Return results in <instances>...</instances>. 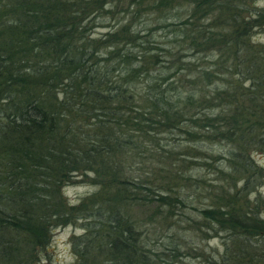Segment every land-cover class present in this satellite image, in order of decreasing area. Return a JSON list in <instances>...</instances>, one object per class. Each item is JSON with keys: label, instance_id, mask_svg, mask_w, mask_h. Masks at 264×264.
Returning a JSON list of instances; mask_svg holds the SVG:
<instances>
[{"label": "trees", "instance_id": "1", "mask_svg": "<svg viewBox=\"0 0 264 264\" xmlns=\"http://www.w3.org/2000/svg\"><path fill=\"white\" fill-rule=\"evenodd\" d=\"M111 1L0 0V264H37L67 225L82 230L73 264H264V10L147 0L159 16L126 9L94 36ZM174 130L215 181L197 205L190 173V242L174 231L188 207L176 176L133 174L156 159L147 144L185 165L159 145ZM90 174L96 189L68 203L62 188Z\"/></svg>", "mask_w": 264, "mask_h": 264}, {"label": "rangeland", "instance_id": "2", "mask_svg": "<svg viewBox=\"0 0 264 264\" xmlns=\"http://www.w3.org/2000/svg\"><path fill=\"white\" fill-rule=\"evenodd\" d=\"M147 0H142L139 4H136L135 0H133L134 3L129 4V0H112L109 2L106 6H104V10L108 11L105 15V18H102L103 20H99L97 24L100 26H96L94 28V36H99L103 31H106L107 29H110L109 26H112L115 21L117 20L118 23L122 22L124 19L129 20L127 17L126 9L127 11H138L141 12L142 15V21L149 22L151 18H155L160 15L158 12L150 11L146 13V9L148 5H146ZM148 3V2H147ZM135 4V5H133ZM257 7H260L262 10H264V0H256L255 2ZM136 6V7H135ZM110 12V13H109ZM175 15V10H172L170 12V15ZM169 15V16H170ZM132 16V15H131ZM130 16V17H131ZM100 17V16H99ZM162 23V22H160ZM109 25V26H108ZM113 25V26H114ZM147 26V25H145ZM147 26L146 28H148ZM155 35V40H159V36L161 33L160 31H153ZM254 37L256 38V41L259 43L264 44V31L262 33L254 34ZM163 43L162 48H171V45L167 41H161ZM174 50H178V47H175ZM187 53L186 58H190V55ZM202 62L204 63L203 59L201 58ZM199 60V61H200ZM207 61V59L205 58ZM202 64V63H200ZM186 77V75H185ZM159 145L163 147V149H170L169 151L178 152L179 154H187L185 156V165H181L180 161H178V158L172 159L171 157L167 160H163L160 162L161 158H157V156L154 153H157V149H152L148 144V150L153 153L154 157L157 159H153L151 161V164H135L133 166V174L136 173H143L145 175H150L151 177L157 179L158 181H166L169 182L170 175H175L174 181H171L170 184H174L176 189L181 188L180 194L182 195V199L187 202L188 207L181 211V213L177 214L175 218L179 217L180 225L177 226L179 228H175L174 231L178 233L179 236H183L186 240H189L190 242V173L194 175L193 177L197 182H192V187H195V189H192V193L195 194L196 199L192 198L191 200L197 203V205L200 204H212L211 201L213 199V193L215 191L214 187H212V184L215 183V181L212 180L213 174H210L206 171V169L203 168H190V141H185L180 138H184L185 135L177 130L171 131L170 133L164 132L159 134ZM178 138L181 141H177ZM185 139V138H184ZM165 143V145H164ZM189 148V152L186 153L185 151ZM180 156V155H179ZM255 161L258 164L259 167H262L264 169V155L256 154L254 155ZM189 159V160H188ZM159 161V162H158ZM151 167H153L154 171L151 172ZM158 167V168H157ZM165 170V172L163 171ZM176 172L181 174L183 178H179L177 176ZM91 174L88 176V178L85 177H74L73 182L65 185L62 188V194L66 198L67 202L70 204H76L80 199L84 198L85 196L90 195L95 189L96 186H93V184L90 181ZM179 178V179H178ZM178 180V182H177ZM186 183V186H185ZM259 191L262 195H264V185H261L258 187ZM186 195V196H184ZM134 214L136 216H142L147 211H138V209H133ZM174 212H177L175 210ZM187 215V216H186ZM264 215V214H263ZM189 228V229H187ZM81 229L77 227H73L70 225L64 226L62 228H56L53 230L51 235V240L49 245L47 246L46 251L43 253L42 258L38 261L37 264H73L74 257L70 250V243L69 239L71 236H75L81 233ZM169 233V232H168ZM208 245L212 246H219V239L214 238L209 241ZM200 261V259L198 260ZM196 261L193 264H203L201 262ZM182 264H190V257L187 256L185 260L182 261Z\"/></svg>", "mask_w": 264, "mask_h": 264}]
</instances>
